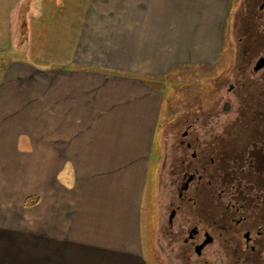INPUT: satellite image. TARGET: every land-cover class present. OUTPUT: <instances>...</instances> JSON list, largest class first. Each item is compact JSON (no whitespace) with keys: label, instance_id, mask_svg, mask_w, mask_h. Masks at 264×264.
Returning a JSON list of instances; mask_svg holds the SVG:
<instances>
[{"label":"crops","instance_id":"0c3cea01","mask_svg":"<svg viewBox=\"0 0 264 264\" xmlns=\"http://www.w3.org/2000/svg\"><path fill=\"white\" fill-rule=\"evenodd\" d=\"M28 2L0 0V264H147L157 81L218 59L232 0L60 4L44 64L16 55Z\"/></svg>","mask_w":264,"mask_h":264},{"label":"flooded vegetation","instance_id":"af4514ba","mask_svg":"<svg viewBox=\"0 0 264 264\" xmlns=\"http://www.w3.org/2000/svg\"><path fill=\"white\" fill-rule=\"evenodd\" d=\"M238 9L236 72L173 140L159 264H264V0Z\"/></svg>","mask_w":264,"mask_h":264},{"label":"rangeland","instance_id":"374dc122","mask_svg":"<svg viewBox=\"0 0 264 264\" xmlns=\"http://www.w3.org/2000/svg\"><path fill=\"white\" fill-rule=\"evenodd\" d=\"M238 1L232 0V8L224 21L223 42L218 59L205 64L180 65L157 81L163 90L164 101L149 169L148 208L143 214L144 248L147 264L160 263L158 256L162 241L157 234L164 218L165 207L173 195L172 177L169 171L174 155L172 152L173 140L179 136L178 132L185 120L189 118L191 121H201L200 118L204 116L203 110L215 102L216 99L211 95L212 90H214L213 82L215 79L219 80L226 74L236 72L235 43L236 27L239 23ZM31 2L29 0L28 6H24V9L28 10V12L25 10L23 13L24 33L20 36L21 44L24 47L16 55L19 58H28L34 63L44 64L48 63L50 59H48L47 51L46 55H43L42 41L48 42L46 48L53 49L57 46V43L53 42L59 36L57 27L60 20L59 5L62 4V8L67 6L69 11L70 4L74 5V2L73 0H32ZM15 15L17 14L15 13ZM15 20L18 22L19 19L14 18ZM54 56L55 54L52 55V57ZM2 61L3 58L0 59V67ZM196 115L200 118L195 117ZM177 123L180 125L177 126ZM36 244L41 245V241L40 243L36 242ZM41 263V257L35 259V264ZM163 264H169L166 256L163 257ZM214 264H220V261L217 260Z\"/></svg>","mask_w":264,"mask_h":264},{"label":"trees","instance_id":"16d2710c","mask_svg":"<svg viewBox=\"0 0 264 264\" xmlns=\"http://www.w3.org/2000/svg\"><path fill=\"white\" fill-rule=\"evenodd\" d=\"M38 201V197H30L27 199L26 204H33L36 203Z\"/></svg>","mask_w":264,"mask_h":264}]
</instances>
